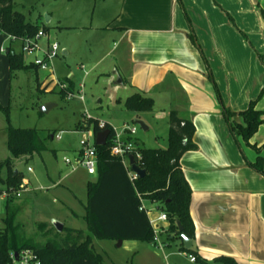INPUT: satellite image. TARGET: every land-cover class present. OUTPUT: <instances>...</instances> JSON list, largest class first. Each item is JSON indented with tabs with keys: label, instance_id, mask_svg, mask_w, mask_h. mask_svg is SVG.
<instances>
[{
	"label": "crops",
	"instance_id": "1",
	"mask_svg": "<svg viewBox=\"0 0 264 264\" xmlns=\"http://www.w3.org/2000/svg\"><path fill=\"white\" fill-rule=\"evenodd\" d=\"M115 1L105 8L114 11L106 25L117 46V71L108 79L115 87L113 98L122 102L125 93L123 104L137 93L152 98L150 121L162 122L167 145L172 112L196 129L197 150L181 159L192 190L191 250L207 264H222L215 262L221 257L264 264V173L252 167L258 157L264 159V149L258 153L233 130L252 102L264 112V0ZM69 54V49L63 51V56ZM32 69L39 86L53 90L54 68ZM39 72L46 77L41 80ZM227 109L236 114L232 120ZM250 144L264 145V124ZM151 216L157 218L158 211ZM162 227L164 247L151 243L154 258L192 264L181 241L168 236L170 224ZM130 245V252H139L138 241Z\"/></svg>",
	"mask_w": 264,
	"mask_h": 264
},
{
	"label": "rangeland",
	"instance_id": "2",
	"mask_svg": "<svg viewBox=\"0 0 264 264\" xmlns=\"http://www.w3.org/2000/svg\"><path fill=\"white\" fill-rule=\"evenodd\" d=\"M111 4L115 5L116 1L15 0V10L25 15L29 22L44 28L51 43L59 45L60 55L54 61V70L56 78L67 85V91L74 94L71 99L67 98L66 92L61 93L59 88L42 89L37 72L32 68L19 71L16 78H11L7 50L13 44L6 34L0 35V105L9 110V122L7 115L0 111V163L12 158L11 167H5L1 176L6 180L9 169H14L20 173L22 183L27 184L21 196L9 207V213H15L16 218L8 234L19 245L26 242L46 243L47 237L41 232L40 226L55 229L54 221L64 225L65 232L59 233L63 237L70 229L89 234L85 219L87 183L94 177L88 176L84 169H74L64 161L65 158L75 159L81 147L83 134L78 129L80 124L86 131L92 129L88 128L91 121H107L121 131L126 123L137 128L136 137L145 148L168 147L162 122L150 121L152 112L127 111L123 104L125 93L120 95L122 102L113 98L115 87L108 79L117 71V46L110 33H107L106 25L111 21L114 11L112 9L107 13L105 10ZM46 16L53 17L48 24L45 22ZM65 49L70 51L67 57L63 56ZM34 60L35 55H27L26 65H31ZM45 75V72H39L38 77L42 80ZM81 96L84 101H80ZM48 104L54 107L42 113L41 109ZM137 121L148 123L150 130H142ZM9 123L14 128L37 130L46 150L13 158L7 144ZM57 134H62L61 141L52 139ZM28 168L32 169L31 173ZM21 186L18 190H22ZM4 187L5 184L0 182V189ZM6 200L4 196L0 197V233L8 228L5 222L8 212ZM147 205L149 208L152 206L150 203ZM164 241L168 242L167 239ZM133 243L127 241L119 247V241L95 240L93 245L105 264H174L170 258L168 262L164 261L162 255L154 258L155 249L149 243L138 242L139 252H130L128 249Z\"/></svg>",
	"mask_w": 264,
	"mask_h": 264
},
{
	"label": "trees",
	"instance_id": "3",
	"mask_svg": "<svg viewBox=\"0 0 264 264\" xmlns=\"http://www.w3.org/2000/svg\"><path fill=\"white\" fill-rule=\"evenodd\" d=\"M0 30L16 39L33 38L40 30L47 32L16 11L15 0H0ZM7 57L11 78L16 72L36 68L33 65H26L24 55L12 48L7 50ZM256 105L257 101L252 102L248 110L239 114L243 122L234 123L233 130L246 144L260 153L264 145L258 148L250 144L264 124V112L257 110ZM124 107L133 113H151L154 110V101L137 93L125 100ZM0 111L7 115L9 122V110L0 105ZM226 116L232 120L236 114L227 109ZM169 123V144L166 149H148L139 141H135L137 151L141 155L139 168L146 171V176L131 182L122 160L111 154L113 137L111 126L106 124L102 129L99 121L89 122L88 128H92L96 134L109 129L111 136L106 146H96L97 174L94 180L87 183L88 201L85 206V219L88 235L81 230L70 229L63 237L55 229H47L42 225L40 229L47 237L46 243L17 244L8 234V229L12 228L11 224L16 218L15 213H9V207L17 199L13 192L18 191L23 179L20 173L15 174L14 169H9L8 178L3 180L2 171L5 167H11L12 158L0 163V182L5 184V187L0 189V197L4 189L9 194L6 200L8 212L5 218L8 228L0 233V264H7L10 251H21L26 248L35 250L43 264H105L102 256L94 248L95 240L138 241L151 244L154 232L148 215L140 210L141 199L155 204L159 211L167 215L170 224L167 230L168 236H174V239L181 241L182 251L191 253L199 263L207 264L193 250H185L181 238L182 234L190 240L195 238V226L190 215L192 190L182 170L181 159L187 152L197 150L194 143L196 129L191 121L179 118L176 112L171 113ZM78 129L85 131L83 130L85 127L81 124ZM7 134L8 149L13 158L18 159L46 150L45 143L35 129H18L9 123ZM252 167L264 173V159L258 157ZM178 223L183 228L182 232L179 231ZM64 232L65 227L62 233ZM215 262L237 264L232 258L227 257L218 258Z\"/></svg>",
	"mask_w": 264,
	"mask_h": 264
},
{
	"label": "built area",
	"instance_id": "4",
	"mask_svg": "<svg viewBox=\"0 0 264 264\" xmlns=\"http://www.w3.org/2000/svg\"><path fill=\"white\" fill-rule=\"evenodd\" d=\"M3 32L0 30V35ZM5 34V33H4ZM7 35V34H6ZM12 42V49L17 53H21L24 55L25 60L27 55H35L34 62H31V65L38 68L42 71L53 70L54 61L60 55V47L57 43H51L49 40L47 32L40 30L38 34L33 38H25V39H16L13 36L7 35ZM45 40V41H43ZM54 82V88H59L61 92L67 93V98H74V94L70 93L66 84L61 83L56 77L52 79ZM80 101H84V97H80ZM100 127L103 129L106 126V123L99 121ZM111 130L113 132L112 137V145H111V154L117 158H120L128 172L129 178L131 182L139 179V176L132 170V165L130 164L129 157L133 156L135 159L136 165L139 167V162L141 161V155L137 151V146L135 144L137 128L130 127L129 125H125L121 131L117 128L111 126ZM82 139L80 142V149L77 151L76 158L70 160L65 158L64 161L67 165H71L76 168H82L85 170L88 176L95 177L97 174L98 167V153L95 143L93 140L96 139V133L91 130L81 131ZM111 136L108 137V140ZM53 139L58 141L62 140V134H57L53 136ZM107 140V142H108ZM28 172L31 173L32 169L28 168ZM27 184L25 182L22 183L21 189L16 192H13L16 198L21 196V192L25 190ZM6 199L9 196L6 190H3V194ZM147 201L141 199V208L140 210L144 211L149 218L150 225L154 232L153 244L159 248L164 247V243L160 240L161 235L165 232L162 227L163 224L169 223L167 215L159 211L156 208H149L147 205ZM151 204V203H150ZM152 205V204H151ZM154 211H158V217L153 218L151 214ZM189 261L192 264H201L198 262L197 258L193 255L189 256ZM7 264H43L39 254L33 249H22L21 251H10L8 255Z\"/></svg>",
	"mask_w": 264,
	"mask_h": 264
},
{
	"label": "water",
	"instance_id": "5",
	"mask_svg": "<svg viewBox=\"0 0 264 264\" xmlns=\"http://www.w3.org/2000/svg\"><path fill=\"white\" fill-rule=\"evenodd\" d=\"M50 20H51L50 16H46V18H45L46 24H48L50 22ZM118 83L122 84V81L120 80V78H118ZM52 107H54V105L48 104L41 109V112L47 113V112H49V110ZM136 123L142 130H144V131L148 130V127L146 126V124L144 122L137 121ZM109 135H110L109 129L97 133L96 134V146H99V147L106 146ZM52 139H53V137H52ZM129 160H130V164L132 165V170L139 176V178H144L146 176V171L144 169L139 168L136 165L135 159L133 156H130ZM17 173L18 172L16 171L15 174H17ZM53 226L58 233H62L64 230V225L59 223V222L54 221ZM178 227H179V231L182 232L183 228H182L180 223H178ZM181 238L183 240V245H184L185 250H187V251L191 250L192 245H193L192 240H190L185 234H182ZM122 243H123V241H119L118 246L121 247Z\"/></svg>",
	"mask_w": 264,
	"mask_h": 264
}]
</instances>
